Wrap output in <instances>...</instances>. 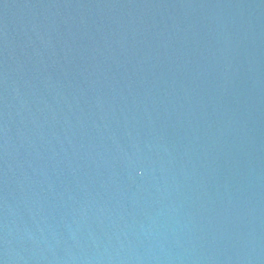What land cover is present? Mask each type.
Returning a JSON list of instances; mask_svg holds the SVG:
<instances>
[{
  "label": "water",
  "instance_id": "obj_1",
  "mask_svg": "<svg viewBox=\"0 0 264 264\" xmlns=\"http://www.w3.org/2000/svg\"><path fill=\"white\" fill-rule=\"evenodd\" d=\"M0 264H264V0H0Z\"/></svg>",
  "mask_w": 264,
  "mask_h": 264
}]
</instances>
